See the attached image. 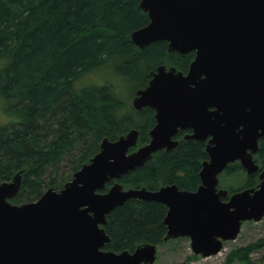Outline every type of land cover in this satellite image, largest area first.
Instances as JSON below:
<instances>
[{
  "label": "water",
  "instance_id": "obj_1",
  "mask_svg": "<svg viewBox=\"0 0 264 264\" xmlns=\"http://www.w3.org/2000/svg\"><path fill=\"white\" fill-rule=\"evenodd\" d=\"M140 7L149 23L132 32V42L143 49L165 41L169 53L195 52L188 72L161 65L137 91L134 109L151 108L156 119L150 141L139 149L131 152L137 130L115 141L105 138L71 181L33 202H11L22 174L0 183V264H154V244L132 253L103 250L110 240L107 216L132 198L166 205L164 240L188 237L194 254L203 257L237 239L244 222L264 218V171L257 188L228 202L222 201L228 191L218 188L229 163L239 159L249 172L257 169L247 149L256 152L264 136V126L254 128L259 112L264 117V0H141ZM186 129L193 132L187 138L212 137L195 192L177 185L125 190L119 182L101 192L156 152L176 148V134Z\"/></svg>",
  "mask_w": 264,
  "mask_h": 264
},
{
  "label": "trees",
  "instance_id": "obj_2",
  "mask_svg": "<svg viewBox=\"0 0 264 264\" xmlns=\"http://www.w3.org/2000/svg\"><path fill=\"white\" fill-rule=\"evenodd\" d=\"M140 3L0 0V183L22 174L13 204L36 201L49 188L62 189L100 151L105 138L115 141L138 130L131 152L150 141L155 112L134 109L131 99L161 65L187 72L195 52L169 53L165 41L138 48L131 34L149 23ZM103 70L115 81L99 83ZM187 132L177 135L176 148L156 152L101 192L115 182L125 190L177 185L195 192L208 155L205 144L185 139ZM261 156L264 161V148ZM241 170L233 164L227 173L240 177ZM247 181L252 185L254 177ZM248 185L224 188L231 193ZM167 213L159 202L127 200L107 216L104 228L110 241L105 249L132 253L142 244L162 245ZM261 250L264 237L234 250L227 261L264 264V253L259 261L252 259Z\"/></svg>",
  "mask_w": 264,
  "mask_h": 264
},
{
  "label": "rangeland",
  "instance_id": "obj_3",
  "mask_svg": "<svg viewBox=\"0 0 264 264\" xmlns=\"http://www.w3.org/2000/svg\"><path fill=\"white\" fill-rule=\"evenodd\" d=\"M97 79V78H96ZM101 79V80H100ZM115 81L111 76L109 70H103L99 74L97 81ZM126 99L130 98V95L123 93ZM131 105H133V98L131 99ZM226 185V184H225ZM222 187H226V186ZM264 237V218L261 221H246L242 224L241 231L237 239L233 241L224 242V247L220 253L211 257H203L196 255L191 249V240L188 237L176 238L165 241L158 248V260L155 264H244L242 262H228L227 258L231 252L241 247H245L251 243H255ZM263 250L254 253L252 259L259 261Z\"/></svg>",
  "mask_w": 264,
  "mask_h": 264
},
{
  "label": "flooded vegetation",
  "instance_id": "obj_4",
  "mask_svg": "<svg viewBox=\"0 0 264 264\" xmlns=\"http://www.w3.org/2000/svg\"><path fill=\"white\" fill-rule=\"evenodd\" d=\"M190 53V52H189ZM195 55H196V53H195ZM195 59V58H194ZM193 62V61H192ZM191 65V64H190ZM167 67V66H166ZM167 68H170V67H167ZM190 68V67H189ZM157 70V69H156ZM155 70V71H156ZM189 70V69H188ZM154 71V72H155ZM154 72H152V74L154 73ZM183 72V71H182ZM188 72V71H187ZM187 72H183V73H187ZM152 77V76H151ZM146 88V87H145ZM144 89V88H143ZM137 94V93H136ZM136 97V96H135ZM148 108V107H147ZM151 109V108H150ZM154 111V110H153ZM257 119V123L255 124V126H254V128L255 129H257V128H259L260 126H264V117H262V113L261 112H259V115H258V118H256ZM156 120V119H155ZM153 129V128H152ZM151 129V130H152ZM242 129H243V126H240V127H238L237 129H236V132L237 133H240L241 131H242ZM138 131V130H137ZM183 131H190V132H187V133H184V137H185V139H192V138H187V136L188 135H190V134H192L193 132H192V130H190V129H186V130H180L177 134H176V136H175V140H177L178 141V139H177V135L180 133V132H183ZM259 132L261 133L262 132V130H259ZM139 133V132H138ZM241 138H243V136L241 135ZM240 138V139H241ZM139 139V138H138ZM210 139H212V137H208V139L206 140V141H201V140H196V139H192V140H196V141H199V142H202L203 144H205V149H206V152H207V146H208V143H209V141H210ZM179 142V141H178ZM247 144H249V142H246ZM179 145V144H178ZM264 148V136L263 137H260V138H258V141H257V150H256V152H253L252 151V149L251 148H248L247 149V153L248 154H250V156L252 155V160H253V162H254V164L257 166V169L255 170V171H253V172H249L248 171V169L247 168H245L243 165H242V162H241V160H236V161H234V162H232V163H229L228 165H227V167L224 169V171L218 176V179H219V186H218V188H219V190H227L228 191V195L227 196H225V197H223L222 198V201L223 202H228L229 200H230V198H231V196L233 195V194H235V193H237V192H239V191H242V190H246V189H251V188H257L259 185H260V183L263 181L262 179H261V175H262V173H263V171H264V161L262 160V156H261V152H262V149ZM137 149H139V148H137ZM136 149V150H137ZM164 150V149H163ZM170 150H172V149H170ZM207 155H208V152H207ZM209 160V155H208V159L206 160V161H208ZM204 163V162H203ZM235 165V164H239L240 165V167H241V175H240V177H238L236 174H233V175H231V173H227V168H228V166H230V165ZM202 167H203V164H202ZM249 176H253L254 177V181H253V183H251L252 185H248V181H247V178L249 177ZM200 180H201V178H200ZM226 184L225 186L226 187H228L229 189L230 188H232L230 185H238V186H240V185H245V184H247L248 185V187L247 188H242V189H240V188H237V190L235 191V192H229V189H226V188H224V187H222L221 186V184ZM223 184V185H224ZM201 185V184H200ZM199 185V186H200ZM240 189V190H239ZM231 190V189H230ZM110 241V240H109ZM159 246L160 245H158L157 246V252H156V260H155V263L157 262V260H158V248H159ZM103 250H105V251H109V250H106L105 249V247L103 248ZM121 253V252H120ZM154 263V264H155Z\"/></svg>",
  "mask_w": 264,
  "mask_h": 264
}]
</instances>
